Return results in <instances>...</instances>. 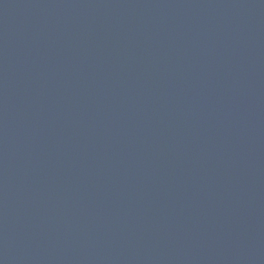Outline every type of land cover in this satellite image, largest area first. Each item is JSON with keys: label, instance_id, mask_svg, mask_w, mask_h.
I'll use <instances>...</instances> for the list:
<instances>
[{"label": "water", "instance_id": "95a60500", "mask_svg": "<svg viewBox=\"0 0 264 264\" xmlns=\"http://www.w3.org/2000/svg\"><path fill=\"white\" fill-rule=\"evenodd\" d=\"M0 264H264V0H0Z\"/></svg>", "mask_w": 264, "mask_h": 264}]
</instances>
